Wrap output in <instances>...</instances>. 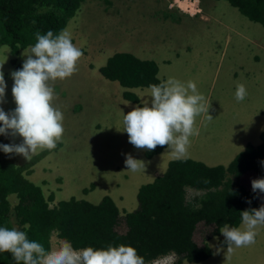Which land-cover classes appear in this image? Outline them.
<instances>
[{"label": "rangeland", "instance_id": "rangeland-1", "mask_svg": "<svg viewBox=\"0 0 264 264\" xmlns=\"http://www.w3.org/2000/svg\"><path fill=\"white\" fill-rule=\"evenodd\" d=\"M63 30L71 33L72 42L83 55L71 77L50 82L55 93L53 104L63 114L64 133L56 148L34 164L27 177L35 184H39L37 180L41 176L47 179L48 183L41 187L44 195L47 187L58 186L61 189L53 192L55 200L74 197L96 203L99 197L107 195L121 215L136 207L137 188L156 176H143L142 172L157 162L161 165L164 162L165 168L167 161L173 159H169L171 150L163 149L150 162L144 155L146 149H137L129 142L127 132L123 131V115L137 105L143 106L142 98L150 100L151 89H131L138 96L137 103L121 96L124 87L103 78L97 71L114 52L153 60L158 68L156 76L164 81L173 77L196 83L206 104H210L209 114L213 119L208 121L206 113L196 117L200 132L210 136L208 150L199 139L191 146L192 159L206 157L208 153L210 158H219L221 151L228 156L233 138L254 139L253 127L261 111L264 114V28L242 16L226 1L84 0ZM23 52L24 49L20 50L15 64H10L7 48L0 47V63L4 62L2 71L7 85L5 102L0 107L5 112L16 107L11 73L22 68L26 59ZM238 84L247 90L246 98L240 102L235 98ZM105 119L117 120L116 128L110 133H104L111 126V123L103 125ZM87 132L90 134L84 139ZM262 132L258 134L259 139ZM115 137L124 143L118 145ZM164 152L168 153L166 160ZM127 154L144 161L145 169L128 170ZM16 163L22 160L17 159ZM164 168L156 172L161 173ZM58 176L60 183L55 182ZM254 179L255 173L247 172L241 175L239 183L252 189ZM89 185L91 189L83 193L82 189ZM257 191L259 202L264 204V193ZM189 194L194 196L189 192L185 197ZM8 199L10 205L15 203V198ZM8 210L7 221L15 227L13 209ZM212 227L199 222L193 233L195 244L206 243L212 254L198 263L182 261V264H264V238L258 237L259 233L254 244L234 247L228 252L227 245L218 242L219 238L224 239L222 233L210 234ZM124 228L120 220L115 230L122 232ZM49 243L54 249L60 241L51 236ZM174 260V255H161L145 264H173Z\"/></svg>", "mask_w": 264, "mask_h": 264}, {"label": "trees", "instance_id": "trees-1", "mask_svg": "<svg viewBox=\"0 0 264 264\" xmlns=\"http://www.w3.org/2000/svg\"><path fill=\"white\" fill-rule=\"evenodd\" d=\"M223 1L264 28V0ZM83 2L0 0V47L7 48L10 63L15 64L20 50L35 44L36 32L46 34L52 30L58 35ZM97 71L103 78L128 89L150 87L163 81L156 76L158 68L153 60L139 59L127 52L112 53ZM121 95L135 103L139 100L132 91L123 90ZM260 139L255 146L246 143L227 166H207L190 158L167 161L161 174L137 188L136 207L121 215L107 195L96 203L74 197L55 200L53 192L61 189L59 186L47 187L44 195L41 187L48 183L47 179L41 176L37 180L39 184H35L23 172L30 174L33 170L29 168L51 150L40 151L21 166L14 163L17 154L0 150V226L13 227L7 221L10 208L7 197L13 194L16 202L11 208L15 227L25 231L29 240L41 243L46 251L50 236H54L70 241L75 249L131 245L145 263L161 255H174L173 264H182V261L198 263L212 254L206 243L196 245L193 241L199 222L213 225L210 234L219 235L225 223L231 227L240 224L242 211L262 205L257 201L258 191L253 192L239 183L241 175L249 171L255 173L256 179L264 178L261 164L264 161V132ZM11 143H15L12 135L0 134V144ZM162 147L158 145L155 150H145V157L158 153ZM55 182L60 183L61 177L55 178ZM187 188L198 191L199 195L185 197V193H189ZM89 189L91 185L84 187L82 192ZM120 220L125 226L122 232L115 230ZM25 224L29 225L27 229ZM218 242L226 245L223 238ZM0 264L16 262L10 253L5 252L0 253Z\"/></svg>", "mask_w": 264, "mask_h": 264}, {"label": "clouds", "instance_id": "clouds-1", "mask_svg": "<svg viewBox=\"0 0 264 264\" xmlns=\"http://www.w3.org/2000/svg\"><path fill=\"white\" fill-rule=\"evenodd\" d=\"M35 38L34 45L24 48L22 55L26 59L22 68L11 73L15 109L5 112L0 107V134L12 135L16 143L0 144V150L17 154L14 159L17 166L42 150L55 149L61 141L64 133L63 114L53 104L55 93L50 82L71 77L77 71V63L83 55V51L72 42L71 33L67 30H62L58 35H54L52 30L46 34L38 31ZM3 64L0 63V104L5 102L7 86ZM131 89L134 88H124L128 91ZM150 89V100L142 98L143 106L137 105L123 115V131L127 132L129 142L137 149L152 151L158 145L163 146L162 149L167 145L175 159L187 160L190 137L199 134L195 127L196 117L206 113L208 121L213 119L209 114L210 104H206L204 95L193 81L185 83L170 77L159 84L150 85ZM246 96V87L238 84L236 100L243 101ZM117 142L118 145L124 143L122 140ZM156 154L145 158L151 159ZM17 159L22 160V163L17 164ZM125 164L132 172L145 169V162L133 158L131 154L126 155ZM261 164L264 166V161ZM29 169L33 170V165ZM23 174L26 178L30 175ZM186 190L199 195L194 190ZM252 190L264 193V178L252 180ZM8 197L15 198L16 202L13 194ZM241 217L242 227H231L225 223L220 228L228 252H232L234 247H246L256 242L257 230L264 226V204L259 208L242 211ZM28 227L24 225L25 229ZM58 241V247L51 249L49 244L46 251L41 243L29 240L25 231L0 226V253H10L16 264H145L143 257L131 245L75 249L68 240Z\"/></svg>", "mask_w": 264, "mask_h": 264}, {"label": "crops", "instance_id": "crops-1", "mask_svg": "<svg viewBox=\"0 0 264 264\" xmlns=\"http://www.w3.org/2000/svg\"><path fill=\"white\" fill-rule=\"evenodd\" d=\"M161 78V77H160ZM164 81V80H163ZM150 94V93H149ZM260 115H261V117H260V119L257 121V123L254 125V127H253V131H254V139L252 140V141H248V139L247 138H245V139H242V138H240V137H235V138H233V140L232 141H230V144L232 145V147H231V149H232V151L228 154V156H226L225 154H223V152L221 151V156L219 157V158H210L209 156H208V154L206 155V157H203V158H200V159H193V160H196V161H200V162H203L204 164H206L207 166H215V165H221L220 163H222L223 164V166H227L228 165V163L235 157V155L237 154V153H239L240 151H242L243 150V148H244V146H245V144L246 143H249V144H251V145H253V146H255V145H258L259 143H260V139H259V137H258V134H259V132L260 131H264V114H263V111H261V113H260ZM199 119V118H198ZM109 123H111V126L109 127V128H105V132L104 133H110L112 130H114L115 128H116V126H117V120H114V121H109V120H107V119H105L104 121H103V125H109ZM195 127L199 130V134L198 135H195V136H192V137H190V146H189V148H188V153H189V158L190 159H192L191 158V156H190V148H191V146L195 143V141L197 140V139H199L201 142H202V144H203V148L205 149V150H208V148H207V146H206V144H207V141H208V138H209V134H206V133H201L200 132V128H199V121L197 120L196 121V124H195ZM89 135L90 134V132H87V133H85L83 136H84V139L86 138V135ZM116 138V140H121L120 138H118V137H115ZM164 150H170V148H169V146H167V145H165V147L163 148ZM162 149V150H163ZM162 154H164V159L166 160L168 157H167V155H168V153H167V155L165 154V152L164 153H162ZM228 157H229V159H228ZM155 158H157V155H154L153 157H152V159H155ZM170 158H173V159H175L174 157H173V155H171L170 157H169V159ZM164 160V161H165ZM172 160V159H171ZM148 161H150L151 162V160L150 159H148ZM164 166H165V163L163 162V165H161V164H159L158 162L157 163H155L154 165H153V167L152 168H150V169H146V170H144L145 172H142L143 173V176H146V175H150V174H159V173H157L156 171L158 170V171H162V169L164 168ZM37 167H41V164H38L37 165ZM158 168V169H157ZM166 168V167H165ZM165 168H164V170H165ZM162 173V172H161ZM149 179H151V176H149L148 177V180ZM240 225H241V227H242V221L240 222ZM240 225L238 226V227H240ZM258 233H259V235H258V237H260V238H264V226H261V227H259L258 228ZM220 234H221V232H220ZM256 238H257V236H256ZM255 238V239H256Z\"/></svg>", "mask_w": 264, "mask_h": 264}, {"label": "bare ground", "instance_id": "bare-ground-1", "mask_svg": "<svg viewBox=\"0 0 264 264\" xmlns=\"http://www.w3.org/2000/svg\"><path fill=\"white\" fill-rule=\"evenodd\" d=\"M257 201L259 202V199L257 198ZM260 203V202H259ZM260 204H262V203H260Z\"/></svg>", "mask_w": 264, "mask_h": 264}]
</instances>
